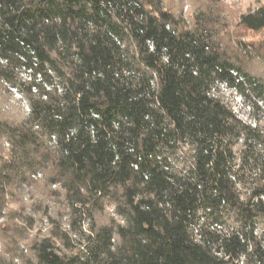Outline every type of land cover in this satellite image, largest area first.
I'll use <instances>...</instances> for the list:
<instances>
[{
  "label": "trees",
  "instance_id": "obj_1",
  "mask_svg": "<svg viewBox=\"0 0 264 264\" xmlns=\"http://www.w3.org/2000/svg\"><path fill=\"white\" fill-rule=\"evenodd\" d=\"M258 1L236 27L264 31ZM228 25L219 0H0V264H264V135L211 94L264 103V43ZM29 188L76 242L33 235Z\"/></svg>",
  "mask_w": 264,
  "mask_h": 264
},
{
  "label": "rangeland",
  "instance_id": "obj_2",
  "mask_svg": "<svg viewBox=\"0 0 264 264\" xmlns=\"http://www.w3.org/2000/svg\"><path fill=\"white\" fill-rule=\"evenodd\" d=\"M222 7V16L226 17L227 24L229 23V30L234 32V35L239 37V40L244 44L252 43H264V31L261 33H253L248 31H243L236 27L237 19L240 15L248 13L254 10L259 1L258 0H219ZM185 7L183 13L186 11ZM262 43V44H263ZM252 70H264V66L253 65ZM13 102L18 105L23 112H26V106L20 101L19 96L11 91ZM212 97L220 100L226 108L233 113L242 123L249 125L252 128H257L264 135V103L258 102L255 95L249 91H245V96H239L237 91L225 86V85H215L211 91ZM19 100V101H18ZM17 102V103H16ZM36 179L41 180V177ZM58 186H52V190H57ZM59 195L51 198H44L40 195L39 191L27 189L23 195L24 202H30L35 204L36 209L33 213L34 217V234L47 235L50 230L54 229L55 225H58L62 230L66 231L70 239L76 242L78 239L77 234L72 231L70 226V215L66 208H64V200L62 192L58 191ZM53 198V199H52ZM42 202V206L39 208L38 204ZM47 207V216L43 215L44 208ZM110 219L118 220L114 209L112 207H105V211L98 216V221L103 223L109 221ZM90 219L83 215L79 223L81 231L88 234L90 227Z\"/></svg>",
  "mask_w": 264,
  "mask_h": 264
},
{
  "label": "built area",
  "instance_id": "obj_3",
  "mask_svg": "<svg viewBox=\"0 0 264 264\" xmlns=\"http://www.w3.org/2000/svg\"><path fill=\"white\" fill-rule=\"evenodd\" d=\"M240 143H241V141H239ZM37 177H40V175H37ZM260 233V230L257 228L256 230H255V234H259ZM194 235L196 236V238L198 239L199 237L197 236L198 235V233H197V230H194Z\"/></svg>",
  "mask_w": 264,
  "mask_h": 264
}]
</instances>
